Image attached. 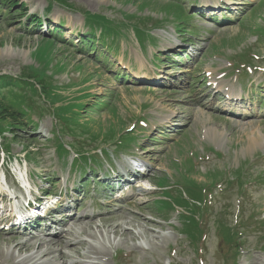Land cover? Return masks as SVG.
<instances>
[{"label": "rangeland", "instance_id": "obj_1", "mask_svg": "<svg viewBox=\"0 0 264 264\" xmlns=\"http://www.w3.org/2000/svg\"><path fill=\"white\" fill-rule=\"evenodd\" d=\"M65 1L69 9L49 0H20L11 14L0 17V76L32 75L35 82L49 86L40 92L34 81L30 82L40 92L36 103L42 102L46 112H29L23 122L6 121L3 125L8 159L0 149L2 198L17 192L11 186L6 188L3 172L20 174L24 180L27 173L34 184L42 178L56 181L52 191H70L83 172L99 168L93 172L95 177L112 169L110 165L120 167L127 156H133V150L149 170L148 182L133 191L135 201L113 205L112 199L110 208L99 206L102 214L92 228H75L80 233L84 229L82 239L96 250L108 251L103 260L91 256L89 264H264V117L256 114L245 121L224 118L214 113L208 107L210 101L200 94L211 78L251 88L250 83L240 85L239 79L230 76L233 69L240 72L242 82L250 77L253 88L264 89V0L230 1L237 7L233 15L237 11L243 14L229 26L209 21L217 15L230 16L225 10L227 0ZM207 3L221 8L199 13L197 6ZM23 6L24 11L16 14ZM36 17L42 18V23L30 26ZM53 26L60 36L53 34ZM107 30L114 46L111 54L103 57L99 54L104 55L103 46L109 47V43L102 42L100 35ZM139 30L145 33L141 35ZM80 36L86 41L100 39L99 45L90 52L78 43ZM179 39L200 49L190 52L194 58L188 55L187 59L190 63L196 59V63L180 65L186 67L182 72L166 53L173 44L181 43ZM181 61H186L183 56ZM155 67L158 75L180 72L184 77L166 88L160 77V81L156 79ZM134 71L137 79L131 76ZM171 116L181 119L174 130L161 123ZM56 127L65 128V139L61 134L54 138ZM113 137L112 143L105 144ZM71 142L74 151L69 148ZM214 176L221 179L213 182ZM190 179L212 189L207 191L209 212L199 216L204 224L198 248L182 234L188 228L184 218L154 186L180 187ZM103 191L99 190L98 198ZM5 200L6 207L19 206ZM76 214L81 216L82 209ZM110 216L111 226L104 225V218ZM117 226L120 230L114 235L112 227ZM7 230L2 229L0 235L19 237ZM124 231L129 236H124ZM90 233L94 238H89ZM19 239L31 242L33 250L19 254L3 244L0 264H32L21 261L37 250L36 241L31 236ZM86 250L77 247L82 255ZM64 252L78 256L73 250ZM45 264L62 261L56 257Z\"/></svg>", "mask_w": 264, "mask_h": 264}, {"label": "bare ground", "instance_id": "obj_2", "mask_svg": "<svg viewBox=\"0 0 264 264\" xmlns=\"http://www.w3.org/2000/svg\"><path fill=\"white\" fill-rule=\"evenodd\" d=\"M4 178L7 181V176H4ZM114 217L117 216L115 215ZM94 219L95 216L88 214H82L78 217L71 215L65 224V226L68 227L67 232H65L64 229L61 232H53L51 233L50 238H40L39 233H37L38 235L31 236L33 241H36L37 250L31 255L24 257L21 263H28L32 261V264H45V262H50L56 257H58V260L62 261V264H89V259L91 256H95V258H93L94 260H103L105 256L109 255L108 251L105 250V252L104 250H96L94 247H92L93 244L82 239V237L85 236L84 229L81 233L75 229L76 227L85 228L87 226L92 228V226L95 224ZM111 222L112 216L104 218L103 224L111 226ZM112 230V234L115 235V233H119L120 227H112ZM129 234L130 233L127 231H124L123 233L124 236H129ZM90 236L91 237L89 238H94L92 233H90ZM3 244L11 246L10 248L19 254L33 250V244L29 241H22L16 236L5 237L0 235V257L3 256ZM109 244L112 245L113 240H110ZM78 246H83L87 249L84 255L77 251ZM65 250H73L78 256L70 257L64 252ZM57 253H59V256ZM11 258L13 259L14 255H12Z\"/></svg>", "mask_w": 264, "mask_h": 264}, {"label": "trees", "instance_id": "obj_3", "mask_svg": "<svg viewBox=\"0 0 264 264\" xmlns=\"http://www.w3.org/2000/svg\"><path fill=\"white\" fill-rule=\"evenodd\" d=\"M50 1L52 4H58L61 7H69L65 0ZM19 2V0H0V17L2 18L4 15L11 14L14 8L18 6ZM24 8L25 6L17 9L16 14L23 12ZM33 22H36V24L37 22L40 23L41 18L37 17ZM107 36L108 33L103 35L102 39L106 40ZM90 40L95 42V38H91ZM24 80L29 84L30 80H33V76L28 75L20 80L8 76L0 77V141H3V146L5 148L8 147V140L4 136V123L6 121L19 123L21 120L23 122L24 118L28 117L29 111L32 113L36 111V107L33 106V96L36 95L37 90L31 85H27L24 88L22 86ZM14 88H16V90H14Z\"/></svg>", "mask_w": 264, "mask_h": 264}]
</instances>
